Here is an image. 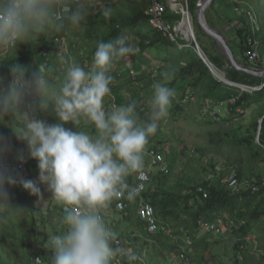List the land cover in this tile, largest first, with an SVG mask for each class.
Segmentation results:
<instances>
[{"label":"clouds","instance_id":"clouds-1","mask_svg":"<svg viewBox=\"0 0 264 264\" xmlns=\"http://www.w3.org/2000/svg\"><path fill=\"white\" fill-rule=\"evenodd\" d=\"M113 2L0 0V52L13 50L41 33L83 28L93 13L108 21L115 13L109 6ZM137 52L124 34L115 41L97 42L89 70L71 55L59 54L63 75L55 86L36 72L26 79L18 68L7 89L0 82V117L16 115L19 124L15 131L27 142L29 155L38 161L39 182L47 185L63 211L60 230L49 234L47 247L54 256L46 264H136L139 259L132 249L119 245L104 211L122 198L134 205L138 195L135 178H148L144 170L146 148L160 122L168 117L175 90L166 86L172 73H162V82L152 84L150 112L144 121L136 116L135 102L106 109L104 101L111 94L115 63ZM33 93L46 98L39 107L51 105L62 123L49 125L35 118L36 107L27 100ZM67 122L79 130L65 128L63 123ZM6 183L15 181L0 172V220L22 210L10 205ZM23 187L40 194L33 180L25 181ZM36 261L40 264L39 258Z\"/></svg>","mask_w":264,"mask_h":264},{"label":"rangeland","instance_id":"rangeland-1","mask_svg":"<svg viewBox=\"0 0 264 264\" xmlns=\"http://www.w3.org/2000/svg\"><path fill=\"white\" fill-rule=\"evenodd\" d=\"M178 1L186 12L182 13L179 11L177 13V19L173 23H180L184 20L185 25L190 28L193 36L184 40L190 46L188 48L185 47L181 52L175 45L170 48L173 54L178 53V61L175 62L162 60L163 56L167 54V48L162 45H153L140 50V39L146 44L150 36L154 34V30H152L143 18L134 29L128 30L125 33L138 48V52L135 55L120 59L115 63L114 69H118L121 78L116 82L114 88L115 97L112 98L113 100H110L109 97L105 98V108L111 109L114 106L135 102L137 104L136 116L138 120H146L150 112L149 101L153 94L152 84L157 81L162 82V73L170 72L172 76L166 86L175 90V96L168 117L160 122L156 134L150 137L144 157L145 168H149L150 175L152 174L151 186L158 190L187 194V188L189 186L199 184L202 181L209 183L219 182L222 184L227 177L234 176L236 171L242 172V183L258 180L262 182L264 180V151H260L254 158V156L248 153V149H246V143L248 141L245 139L249 138L255 142V137L259 133L261 122L264 119V100L259 105L256 104V106L258 105L257 107L251 106L252 108L243 109L237 106L235 112L240 113L239 115H236L231 110L232 103L226 106V109L222 112V116L217 114L212 115L210 113L203 115L201 112L203 90L200 89L195 92L190 90L183 95L184 91L182 87L184 83L181 85H175L173 83L175 79L173 70L183 66L189 58L201 60L198 54L199 52L201 56V53H203L202 57L212 69L210 70L208 65L201 60L209 71L207 78L209 81L217 82L223 88L233 89V92L237 93L239 90L246 92L245 86L250 84L246 80L233 82L228 79L227 72L231 69L232 64L227 56L224 58L225 62L221 66H216L209 59L210 56L212 57V54H222L224 51L218 41L208 35L199 24L198 11L201 5L200 3L203 0L200 2L196 0L195 7H191V3L188 0ZM232 2L230 10L224 13L225 16L245 12L249 7L256 13L259 29L255 34V38L258 45V52L264 58V0H240V3H235V0H232ZM242 2L246 3L249 7L246 8V6H243ZM148 3L149 0H116L109 4L110 7L115 9V13L110 20L106 21L102 15L93 13L87 18V22L83 28L73 29L70 27L64 31L62 34L64 36L65 49L67 46L69 50L72 48L74 51L71 56L83 66L82 61L76 53L77 46H87L88 50L91 47H95L99 38L111 33L112 27L117 24L120 18L133 15L140 11L143 12ZM219 4L217 1L216 6ZM216 16L219 18V15L215 11L209 12L208 7L205 9L207 24L213 31H215L214 29H218L215 32L220 34L223 28L217 23L216 19L218 18ZM219 22H222L220 18ZM244 24L246 25L245 20ZM55 34L41 33L33 36L32 40L39 42L41 38L48 37L49 39ZM223 37L226 41L225 36ZM226 43L229 47L232 45L234 54H237L238 51L239 54H244L239 49L236 40L233 43L230 42L231 44L227 41ZM4 57L3 52H0V64ZM160 60L162 63H160ZM59 63H55L53 71L47 72L45 76L46 79L53 81L50 85H57L62 78L63 66ZM156 68L159 70L157 74H155ZM10 73L3 74L5 77L0 79L4 89H7L11 85L10 80L7 79ZM223 93H225V89H222ZM211 116H218L220 120H214L215 122L208 121L211 120ZM203 117L207 121H202ZM229 117L231 119H228ZM15 121L18 122L16 115ZM89 132H94V129H91ZM14 139L16 142L8 147L3 154L0 153V165L2 166V168L0 167V172L15 181V178L10 173L11 171H7L8 167L5 164L15 159H22V155H30L29 153L23 154V151L27 150L29 152L27 142L20 139L18 134ZM22 143L26 145L20 148L19 146ZM155 145L157 146L155 149H160L163 161L170 167L172 166V171L171 173L169 172V175H161L159 177L156 174L157 168L150 167L146 163V161H150L148 148ZM9 158L10 160L6 161ZM31 162L34 165L38 164L36 159ZM33 171L36 172V170ZM29 180L35 181L34 178ZM35 182L40 190L42 189L39 195H35L37 207L44 210L47 206L49 208L56 207L58 204L55 200L51 199L49 194L50 190L47 188V185L37 181ZM15 183H6L5 187H15ZM18 191L20 192V188L16 190L17 193ZM12 194H15V192H12ZM17 200L14 195H9L10 205L20 207L22 210L18 213H11L5 219L0 220L1 264H26V260L30 259V242L32 240L31 233L28 232L27 209L21 206V200H18V202ZM184 206V202H182V207ZM51 210L53 211V209ZM104 212L107 214L106 217H109V220L108 218L106 219L107 222H110L112 225L113 221L110 217L113 216L109 214L113 210L108 207ZM132 213L135 216V209L132 210ZM229 218L230 215L224 213L216 222L207 224L202 229L200 228L201 230L197 233L195 239L196 241L200 240L201 243L197 249L194 248L193 252L190 251L188 255L186 253L184 257L177 253L173 247L168 246L162 239H148L144 232L142 230L139 231L136 227H133L130 232H133L132 235L139 234L138 237H135L137 239L131 243V246L126 247L123 245V247L138 252L137 256L142 258L144 264H220L221 262L227 264L233 262L236 257L240 260L241 264H254L261 254L258 252V248H264V221L260 222L255 228V234L246 237L248 243L243 254L230 251L234 235H231L228 231L226 222ZM48 222L50 223V221ZM211 225L214 226V229L211 228ZM112 230L117 235H123L127 230L129 231L128 226L125 224L112 228ZM11 234H13V237H11ZM49 234L53 233L50 229V224H47L44 228V236L48 237ZM204 244H206L205 247ZM255 253L256 255H254ZM246 254L251 257L243 261L242 256Z\"/></svg>","mask_w":264,"mask_h":264},{"label":"trees","instance_id":"trees-1","mask_svg":"<svg viewBox=\"0 0 264 264\" xmlns=\"http://www.w3.org/2000/svg\"><path fill=\"white\" fill-rule=\"evenodd\" d=\"M188 1L191 3V7H195L196 0ZM216 1L217 0H215L211 4V7L216 4ZM232 3L233 2H231V6ZM235 3L240 2L238 0H235ZM242 5L246 6V8L249 7L246 3H243ZM248 9H250V7ZM246 11L237 13V16L233 14L232 18L229 19L232 20V24L227 27V31L234 35L238 47L241 51H244L245 49L250 47L248 39L255 37V34L258 31H252L251 22ZM165 16L171 22H174L177 19L178 14L171 11L169 8H166ZM143 18L147 23L144 11H140L133 15H128L120 18L117 21V24L112 27L111 33L99 38L98 41H115L116 39L124 35L128 30L134 29L136 25L142 21ZM243 19L245 20L246 25L244 24ZM150 27L152 28V30H154V34L150 36V39L146 44L140 39V50L146 49L153 45H162L163 47L167 48V54L163 56L162 60L168 62L178 61V53L173 54V52L170 51L171 47H173L174 45L177 46L176 43L169 40L166 36L161 34L152 26ZM228 28H230V30H228ZM62 33L63 32L56 33L49 39L48 37L41 38V41L39 42H35L31 38L28 41L20 42L15 49L8 52H3L5 57L0 64V79H3V77H5L3 74L11 72L8 75L7 79H9L10 83H12L17 75L14 69L17 68L25 72L26 79H31L33 72H36L38 75L45 78L47 72L53 71V66H55V63H59L57 59L59 55V45L55 41V38L63 36ZM189 46L190 45L177 47L181 52L182 49H185V47L188 48ZM95 47H91V49L88 50L87 46L79 45L76 48V53L79 59L82 61L83 67L86 70H89L91 68ZM73 51L74 50L72 48L69 50L67 46V48L62 53L71 55ZM258 55L261 57L259 52ZM225 57V53H216L212 55V57L210 56L209 59L216 66H221L225 62ZM158 71L159 70L156 68L155 74H157ZM173 73L175 74V79L173 81L175 85H181L184 83L182 87V90L184 91L183 95H185L190 90H192V92L198 91L200 89L203 90V95L201 97V112L206 106H209L210 108L214 104V102L216 103L220 101H227L231 98H235L234 102H230L232 103L231 110L234 113H236L235 109L237 106L246 109L251 104L260 103L264 100V85H262L258 89L251 90V92H244L239 90L237 93L233 92V89L223 88L217 82L209 81L207 79L209 71L201 62V60H194L193 58H189L186 60V63L183 66L175 68L173 70ZM111 74L114 76V81L111 85V94L110 96H108L110 100L115 97L114 88L116 86V82L121 78L120 73L116 68ZM227 77L233 82L246 80V82L250 83L249 85L251 86L259 85L263 79V77L260 75L237 69L234 66H232L231 69L227 72ZM47 80L50 84L53 82L49 79ZM222 89H225V93L223 94ZM27 99L28 103L36 107V112L33 113L35 118L44 120L49 125L62 123L55 115L51 105L47 109H41L39 107V104L44 102L45 100L44 96L38 93H33L28 96ZM209 102L213 103L210 104ZM239 114L240 113H236V115ZM216 117L218 116H211V120L208 121L220 120L219 117L218 119ZM228 119H231V117H229ZM202 121L207 120H205V118L203 117ZM18 124L19 122L15 121L14 113H7L4 114L3 117H0L1 154H3L8 147L12 146L16 142V140L14 139L17 136L15 128L18 126ZM63 126L73 131L79 130L72 122L63 123ZM91 129L92 128H87L85 130L91 131ZM245 140L248 141L246 143V149H248V153L254 156V158L259 154L260 151H264V119L261 122L259 133L255 137V142L253 140L251 141V139L249 138H246ZM25 145V143H22V145L19 147L21 148ZM155 148H157L156 145L149 147V149ZM28 153L29 152L27 150L23 151V154ZM21 158L25 165V169L23 170L14 167L12 161H10L8 164H5L8 167L7 171H11L10 173L11 175H13L16 182L14 184L15 187L9 186L5 187V189L7 190V192H10V196L14 195L16 199L21 200V206L27 209L28 232L31 233L32 241L30 242V259L26 260V264H37L34 261L35 255L39 256L42 259V264H46V260H51L54 256V252L51 248L47 247V238L49 236H44V228L45 225L50 224L52 233L58 232L61 228V218L63 215V211L59 205L50 208L49 206H47L45 210L37 207L35 194H32L29 190L25 189L23 187V183L33 178L35 181L39 182L38 164L34 165L31 162L35 160V158H32L31 156L22 155ZM9 160L10 158L6 161ZM0 167L2 168L1 165ZM33 170H36V172ZM171 171L172 166L170 167V170L168 172H163L157 169L156 174L160 177L161 175H169ZM151 176L152 174L150 175V180L147 183L146 189L142 193V197L145 201L149 202L154 207L155 215L159 219V221L162 224L169 226L173 232V236H169L166 235L164 231L158 230L156 235L152 239H162L168 246L173 247L174 250L179 254L182 252V249L185 254L187 253V255L190 251L193 252L194 248L197 249L199 244L201 243L200 240L196 241L195 239L197 237V233L200 232V230L205 225L216 222L218 218L223 216L224 213H228L230 215V218L226 223L228 225L229 233L231 235H234V238L231 242L232 245L230 247V251H232L233 253L238 252L244 254V250L248 243L246 237L251 234H255V228L259 225L260 222L264 221V180L262 182L261 180H258L255 182L247 181L246 183H242V172L236 171L234 176L236 177L239 184L238 189L236 190H231L225 182L221 184L219 182L209 183L207 181H202L199 184L189 186L187 188V194H181L180 192H169L166 190H158L153 188L151 186ZM197 186H199L206 194L205 197H203L202 195L203 192L198 191ZM18 188H20V192L18 191L17 193L16 190ZM40 191H42V189ZM12 192H15V194H12ZM49 194L52 199V192L49 191ZM182 202H184V207H182ZM109 208L113 210V212L109 214L110 216H113L110 217L113 221V224L111 225L110 222L108 223L111 229L116 228L121 224H125L126 226H128L129 231L127 230V232L123 235H117L118 239H122V245L126 247L131 246V243L137 239L135 237H138L139 234L132 235L133 232H130L133 227L138 228L139 231L142 230L145 234L144 223L140 219H138L136 214L135 216H133L132 210L134 209V205L132 202H126L124 209L118 213L113 209V204H111ZM51 209H53V211ZM104 214L106 217L107 214L105 212ZM107 218L109 220V217H106V219ZM48 221H50V223ZM11 237H13V234H11ZM186 237L189 238L190 241L188 244L184 242V239ZM205 246L206 244H204V247ZM258 250V252H260L261 254L254 264H264V248H258ZM135 253L138 254V252ZM254 255H256V253ZM248 257L251 256L248 254L243 255V261H245ZM136 264H144V262H142V258H139ZM220 264L226 263L221 262ZM227 264L241 263L240 260L236 257L234 258L233 262Z\"/></svg>","mask_w":264,"mask_h":264},{"label":"built area","instance_id":"built-area-1","mask_svg":"<svg viewBox=\"0 0 264 264\" xmlns=\"http://www.w3.org/2000/svg\"><path fill=\"white\" fill-rule=\"evenodd\" d=\"M166 8H169L171 11L176 13H178L179 11L182 13L186 12L184 7L178 0H149L148 5L144 9V15L146 16L147 23L157 31H159L161 34L166 36L169 40L175 42L178 47L187 46L188 44H186L184 40L193 36L192 31L185 25L184 20H182L180 23L175 24L168 18H166ZM250 9H248L246 13L251 22V29L253 32H255L256 30H258V23L255 12L252 8ZM55 41L59 45L58 53L61 54L65 50L64 36L56 37ZM248 43L250 47L243 51L244 55L248 58L249 61L254 64V67L251 70L263 77L262 82L259 85L245 86V88L247 87L250 90H255L264 85V58L258 55L257 41L255 37L249 38ZM234 100L235 98H231L230 102H234ZM208 113L215 115L214 112L210 111L209 106H206L203 108L202 114L207 115ZM216 118L218 119V117ZM148 155L150 156V161L147 162V164H149L150 167H156L158 170H161L163 172H168L170 170L169 165H167L166 162L163 161L160 150L149 149ZM12 162L13 166L17 169H25L24 162L21 159L13 160ZM144 170L148 177L147 180L138 181L135 178L136 183L133 184L138 188V195L133 199L136 216L144 223L145 234L148 239L153 238L158 230L164 231L166 235L173 236L171 228L165 224H162L157 219L154 207L149 202L145 201L142 197V192L146 189V185L150 180L149 168H145ZM225 183L231 190L238 189L239 184L236 177L233 175L227 177ZM197 189L199 192H203L200 187ZM202 195L203 197H205L206 194L203 192ZM125 205L126 203L123 198L119 201H113V209L115 210V212L117 211V213L122 211ZM211 228L214 229V226L211 225ZM184 242L188 244L190 242L189 238L186 237L184 239ZM118 243L121 247H123L122 239H118ZM180 255L184 257L185 252L183 251V249ZM37 258H39L40 264H42V259L37 255L34 256V261L37 263Z\"/></svg>","mask_w":264,"mask_h":264},{"label":"crops","instance_id":"crops-1","mask_svg":"<svg viewBox=\"0 0 264 264\" xmlns=\"http://www.w3.org/2000/svg\"><path fill=\"white\" fill-rule=\"evenodd\" d=\"M200 0H198V2H199ZM217 1L220 3L218 6H216V4H217ZM216 1V4L214 5V6H209L208 7V11L209 12H213V11H215V13H217L218 15H219V18H220V20L222 21V22H219V18L218 19H216V21H217V23L219 24V25H221L222 26V28H223V31H220L221 33H222V35L223 36H225V38L227 39L226 41L227 42H231V43H233V41H235V37H234V35L233 34H231V33H229L228 31H227V27H229L231 24H232V20H229V19H231L232 18V16H225V14L224 13H226V12H228L229 10H230V5H231V2H232V0H217ZM207 12V11H206ZM208 20V19H207ZM226 20V21H225ZM209 24H210V22H208ZM215 31H217L218 29H214ZM228 30H230V28H228ZM220 33V34H221ZM230 43V44H231ZM229 46V45H228ZM230 47H231V51H232V54H233V57H234V59H235V61H236V63L237 64H239V66H241V67H244V68H246V69H248V70H250V71H252L251 69H253V68H251V67H254V64L251 62V61H249L248 60V58H246V56L244 55V54H239V51H238V53L237 54H234V52H233V50H232V45H230ZM229 47V48H230ZM235 49H237V48H235ZM238 50V49H237ZM225 53V52H224ZM213 55V54H212ZM160 63H162L161 62V60H160ZM250 66V67H249ZM241 70V69H240ZM249 72V71H248ZM257 75H259V74H257ZM243 90V89H242ZM246 92H251V90L250 89H248L247 87H246V90H245ZM229 103H230V100H227V101H220V102H214V104L210 107V111L211 112H214L215 114H217V115H219V116H222V112L226 109V106H228L229 105ZM261 103V102H260ZM260 103H254V104H251L250 106H248L247 108H250L251 106L253 107V106H255V107H257ZM210 104H212V103H210ZM256 104H258L257 106H256ZM251 107V108H252ZM246 108V109H247Z\"/></svg>","mask_w":264,"mask_h":264},{"label":"water","instance_id":"water-1","mask_svg":"<svg viewBox=\"0 0 264 264\" xmlns=\"http://www.w3.org/2000/svg\"><path fill=\"white\" fill-rule=\"evenodd\" d=\"M201 1V0H200ZM199 1V2H200ZM214 2V0H203L202 3H200V8H199V11H198V21H199V24L200 26L203 28V30L208 34L210 35L211 37H213L215 40L218 41V43L220 44V46L222 47L223 51L225 52L228 60L230 61V63L232 64V66H234L235 68L237 69H241V70H244V71H249L250 73H255L253 71H250L244 67H241L239 66V64L236 63L234 57H233V54H232V51L231 49L229 48V46L227 45L224 37L222 35H220L219 33L213 31L209 25L207 24V21L205 19V9L209 6H211V4ZM201 60L206 64L207 62L205 61V59L200 55V53L198 52ZM209 69H211V67L208 65ZM257 74V73H255ZM228 82V81H226ZM241 87V86H240Z\"/></svg>","mask_w":264,"mask_h":264},{"label":"bare ground","instance_id":"bare-ground-1","mask_svg":"<svg viewBox=\"0 0 264 264\" xmlns=\"http://www.w3.org/2000/svg\"><path fill=\"white\" fill-rule=\"evenodd\" d=\"M202 54V56H203V53H201ZM38 55V54H37ZM56 57V56H55Z\"/></svg>","mask_w":264,"mask_h":264}]
</instances>
